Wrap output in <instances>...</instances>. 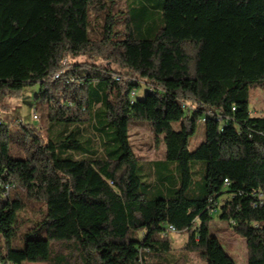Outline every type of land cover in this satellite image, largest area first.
<instances>
[{"label": "trees", "instance_id": "trees-1", "mask_svg": "<svg viewBox=\"0 0 264 264\" xmlns=\"http://www.w3.org/2000/svg\"><path fill=\"white\" fill-rule=\"evenodd\" d=\"M115 5L0 0V113L37 85L49 128L64 126L55 139L23 117H0V262L23 264L42 246L47 264H156L173 250L172 224L207 264H237L211 234L220 213L246 238L247 264H264V205L252 206L264 190V114L250 110L251 89H264V0H164L152 37L138 36L142 24L136 31L130 15L117 17L132 6L116 13ZM101 16L102 37L93 39L91 18ZM137 118L164 135L166 158L179 168V183L156 200L142 190L131 143ZM198 120L206 140L192 150ZM195 161L207 165L200 195L191 193ZM14 238L48 245L28 250Z\"/></svg>", "mask_w": 264, "mask_h": 264}, {"label": "rangeland", "instance_id": "rangeland-1", "mask_svg": "<svg viewBox=\"0 0 264 264\" xmlns=\"http://www.w3.org/2000/svg\"><path fill=\"white\" fill-rule=\"evenodd\" d=\"M164 0H116V5L113 12L119 11L122 6H132L133 10L128 13L117 14V17H126L130 15L133 28L137 31V25L141 27L140 37H152L156 31L162 27V6ZM127 20V18H126ZM120 24H117L116 29H122L124 23L119 20ZM122 22V23H121ZM126 23V22H125ZM104 19L103 16L98 18H91L89 25V35L93 39H99L102 37ZM121 37H124L121 34ZM39 86H29L23 90L20 96H13L8 98L10 106H12L11 112L0 113V117L7 122L15 123L16 117H23L27 121L34 122L44 135L49 134L55 139H59L61 132L64 130L63 125H56L53 129L48 126V120L45 115V111L42 108V98L36 97ZM146 85L142 84L138 90L137 97L140 99L145 98ZM34 110L37 111L38 118L33 115ZM250 110L253 115L264 114V89L257 87L251 89L250 93ZM35 114V113H34ZM174 128L180 127V122L173 124ZM91 138L95 135L93 132L88 134ZM130 135L131 143L138 158L140 159L141 168L139 174L144 184L143 192L148 199L156 200L161 196H167L171 188L179 183L180 174L178 165L175 162L168 161L165 153V144L163 136L157 138L155 133L151 130V126L148 121L144 119H133L130 123ZM206 140L205 123L198 120L196 131L190 138V149L194 150L202 142ZM87 148H95L94 142L85 141ZM58 153L60 156H68L69 152L62 151L58 147ZM191 172L193 178V184L191 187V193L200 195L204 186L205 176L207 172V165L205 161H195L191 163ZM15 189L12 190V194L15 193ZM43 208H46V204H41ZM26 214L31 213V210H27ZM4 217L5 230L11 228L9 220V212ZM211 234L216 236L225 251L235 260L237 264H247L248 251L246 238L236 232L229 221L221 219L220 213L213 215L210 223ZM7 233V232H5ZM188 240L187 231H178L172 236V251L163 256L154 258L156 264H207V261L198 252L189 251L186 248ZM15 243L19 244L21 248L27 247V249L36 244L48 245L47 239L41 241H35L33 243H27L23 238H14ZM38 249H31L34 253L32 259H30V253L27 260L23 264H47L46 253L47 249H43L42 246H37ZM30 250V249H28ZM147 258L149 254L145 253ZM150 262V261H149ZM148 259L146 264H149Z\"/></svg>", "mask_w": 264, "mask_h": 264}, {"label": "built area", "instance_id": "built-area-1", "mask_svg": "<svg viewBox=\"0 0 264 264\" xmlns=\"http://www.w3.org/2000/svg\"><path fill=\"white\" fill-rule=\"evenodd\" d=\"M117 78H118V76H117ZM131 95H136V91L132 90L131 91ZM208 113H210V111ZM17 120L18 119H16L15 121H17ZM0 122H1V119H0ZM0 184H1V181H0ZM225 184H230V181L228 179H225ZM13 186H15V185L12 184V187ZM240 194H242V193H240ZM253 196H254V199H253V202H252V206L253 207H258V206L264 205V190H260V191L254 192ZM208 209H209L211 214L217 213L219 211V202L216 201L214 198H210ZM253 224L257 226L258 222L254 221ZM177 232L178 231H177L176 227L174 225H172V224H169L167 226L166 230H165V234L166 235L168 234V235H171V236H174ZM0 264H12V263H10V262H0Z\"/></svg>", "mask_w": 264, "mask_h": 264}]
</instances>
